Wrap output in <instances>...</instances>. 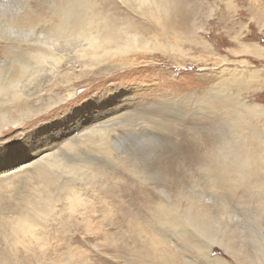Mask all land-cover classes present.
<instances>
[{
  "label": "rangeland",
  "instance_id": "374dc122",
  "mask_svg": "<svg viewBox=\"0 0 264 264\" xmlns=\"http://www.w3.org/2000/svg\"><path fill=\"white\" fill-rule=\"evenodd\" d=\"M85 2L88 38L76 26L72 38L56 46L58 61L43 54L46 79L35 98L6 97L4 107L26 106L0 136L22 137L36 122L51 127L39 155L0 164V264H264V0ZM119 30L144 47L119 52ZM162 102L174 113L161 114ZM196 110L208 116L189 121ZM122 114L131 117L117 132L132 134L125 146L140 154L138 171L141 161L152 166L151 178L102 133L96 141L86 138L95 123ZM231 116L238 124L233 130L226 125ZM225 133L235 144L232 165L244 166L227 184L235 194L221 213L215 195L221 190L213 175L205 177L200 160L219 152ZM172 164H182L174 176L181 183L160 184ZM132 178L150 188L154 203L163 189L173 213L147 215L154 224L135 225L120 207L122 186ZM174 213L183 225L167 223ZM124 216L127 226L120 223ZM216 216L230 251L195 225Z\"/></svg>",
  "mask_w": 264,
  "mask_h": 264
},
{
  "label": "bare ground",
  "instance_id": "6f19581e",
  "mask_svg": "<svg viewBox=\"0 0 264 264\" xmlns=\"http://www.w3.org/2000/svg\"><path fill=\"white\" fill-rule=\"evenodd\" d=\"M86 2L85 0H0V132L2 131L3 124L10 121L14 122L13 119H18L19 116L17 114H20L19 111H23L26 106L25 104L19 102L20 104H17L15 109L4 107L6 106L5 104L9 102L6 100V97L8 95L11 96L15 102H18L26 97L31 98L34 96L35 98L37 94L41 93V88H39L38 85L46 79L43 71V63L48 61L47 57L58 61L56 46L58 47V45L62 42H68V39H71L75 32L76 26L80 30L82 36H88L90 31L89 26L86 23V25L83 23V20L86 19V15L84 14ZM128 33L129 32L127 30H124L123 32L119 30V37L114 40V43H116L115 41L117 40L115 45L116 47H113L119 50V52H130L135 47H144V45H142L143 41L140 42L138 39H135L133 33H130L127 38H122V35ZM51 39H53V41H51ZM90 44L91 43L88 42V45ZM136 44L138 45L136 46ZM48 45L50 46V49H48ZM60 48H62V46ZM60 48L58 47V50H60ZM43 54H47L45 59L43 58ZM23 62L27 64V66H25V68H21L19 71L16 66L17 64H21ZM3 69H5L4 72H2ZM211 99L213 98L211 97ZM211 99L209 103L213 104ZM228 101H230L231 105L234 104V106L238 107V103L232 97L229 98ZM162 103V107L158 109L161 114L167 113L168 111L170 114L174 113L167 103ZM250 108H256V105H251ZM129 117H131V115L122 114L115 119L111 118L99 123L97 122L90 128L92 131L89 130L90 134L88 131L86 138L88 141H96L97 132L102 133L99 134L103 139H105L108 146L116 150L122 158H126L129 164H132L141 176L145 177L146 174L147 178H151L152 175L150 170H152V166H149L145 161H141L140 167L143 172L138 171L139 168L137 169V159L139 158L136 155L140 154L136 152L137 154L134 155V153L131 152V149H129L130 147L125 146V140H127V138H129L132 134L130 132L127 134L117 132L119 127L126 129L124 123L127 124ZM231 117H233V119L227 120L226 122V125L230 128V130L234 128V126H238L234 116ZM221 135V143L223 145L219 149V152L215 154L213 151V156H209L204 153L205 155H202L203 158H201L202 160L200 161H207L208 165H210L208 168L214 177L213 180L215 182V186L217 184V187L221 190L218 191L219 194L215 195H217L216 198L220 199L219 209L220 212L223 213L225 210L227 211V204L230 203L229 200L234 196L235 190L234 186L229 184L227 186L231 189V194L225 195L224 184L215 178L216 171L219 169L220 172L228 177V184L230 180L235 179V172H242L244 165L235 169L232 165V152L235 148V144L232 137L227 136L226 133ZM74 140L76 141L75 137ZM236 144L238 145L239 142ZM170 149L173 152V155L177 153L176 148ZM64 150H67V146L61 147L60 151ZM62 154L69 157L66 152H62ZM132 155L135 157H132ZM139 157L141 160L144 159L142 156ZM247 158L250 159L251 157L248 156ZM172 166L166 167L167 174L165 178L160 180V184L169 185V182H171L170 180L178 181V179L174 176L179 174L181 175L182 164H172ZM246 172L249 171L246 170ZM133 182L135 184H133ZM180 183L181 181H178V184ZM131 184L132 185L129 183L128 185L126 184L122 186L124 200L122 204H120L122 205L120 207L125 213L133 214V222L135 225H141L142 222H148V225L154 224L155 221L148 219L147 215L158 214L164 218L163 216L166 214L171 215V213H173L175 207L171 205L170 202L166 201L165 198L168 197V194L163 189L158 191L164 197H159L158 202L154 203L157 196L155 197L154 193L150 190V188L144 185L143 182H138L136 179L132 178ZM133 209H135L136 212H134ZM128 218L129 217L126 216L121 218V225L127 226V224H129ZM163 220L166 222L167 218ZM188 220H191V218H188ZM188 220L186 219V221ZM167 223L179 227L184 224V220L179 216L177 217L174 213L172 220H168ZM216 223H218L217 227L214 228L213 226ZM162 224H164V222ZM195 225L199 229V232L208 241L218 243L220 246L226 247L228 250H232V248L228 246L224 240L223 233L226 226L222 224L221 216H216L212 219L202 218L199 221L197 220ZM220 233H222V237L219 236Z\"/></svg>",
  "mask_w": 264,
  "mask_h": 264
},
{
  "label": "snow or ice",
  "instance_id": "6c2138e0",
  "mask_svg": "<svg viewBox=\"0 0 264 264\" xmlns=\"http://www.w3.org/2000/svg\"><path fill=\"white\" fill-rule=\"evenodd\" d=\"M103 104V101L101 102ZM208 116L207 113L196 110L189 112V121L196 122L200 120L202 117ZM55 118V117H52ZM212 120H218V116L209 117ZM32 127V131L27 132L22 137H17L15 139H9L8 135L0 136V164H3L5 161H23L24 158L31 160L32 153L36 152L37 155L40 154L39 150L44 148V145L47 141L44 139V134L51 127L50 124H40L36 122L34 125H30ZM10 135H15V133H11ZM6 141V142H5ZM199 159V157H197ZM206 166L202 169L203 174L206 178H211L212 173L208 171L207 161H201ZM3 170V168H0ZM216 179L221 181L224 184L225 195L231 194V189L227 186L228 177L225 176L222 172L217 169L216 171Z\"/></svg>",
  "mask_w": 264,
  "mask_h": 264
}]
</instances>
